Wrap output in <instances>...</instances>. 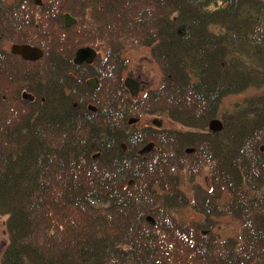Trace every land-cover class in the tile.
Wrapping results in <instances>:
<instances>
[{
	"label": "trees",
	"instance_id": "16d2710c",
	"mask_svg": "<svg viewBox=\"0 0 264 264\" xmlns=\"http://www.w3.org/2000/svg\"><path fill=\"white\" fill-rule=\"evenodd\" d=\"M137 47L163 75L131 99ZM147 113L183 129L131 122ZM0 215V264H264V0H0Z\"/></svg>",
	"mask_w": 264,
	"mask_h": 264
},
{
	"label": "rangeland",
	"instance_id": "374dc122",
	"mask_svg": "<svg viewBox=\"0 0 264 264\" xmlns=\"http://www.w3.org/2000/svg\"><path fill=\"white\" fill-rule=\"evenodd\" d=\"M10 46V45H9ZM4 47L9 48L8 44H4ZM123 59L126 60V67L121 74L122 80L126 76H130L138 81H140L141 85L137 95L131 96V99H138L144 97L145 93H147L150 89H156L160 87L162 83V71L157 62L152 58L150 51L147 47H137L134 49H126L121 54ZM258 93V92H257ZM256 95V90L253 87H248L247 90L239 93V94H229L224 96L221 99L220 106L222 109L229 108L234 102H242L245 97ZM245 96V97H244ZM246 99V98H245ZM154 118H158L161 120V126L163 128L169 129H183L179 124L171 122L167 118L159 117L155 114L147 113L139 118V121L136 123L139 127L142 126H150L151 120ZM210 127H220V122L217 120H212L209 123ZM207 179V171L205 170L199 178H196L195 183L206 185L205 181ZM180 190L185 194L186 197L190 198L191 196V185L188 183L181 185ZM181 216L187 220H202L203 216L194 212L190 208H182ZM7 219V215H0V258L2 251L5 245L8 242V235L5 228V221ZM212 220V219H211ZM212 230L217 232L221 239L224 238H233L237 234L236 225L231 222L229 219L224 217H219L213 219Z\"/></svg>",
	"mask_w": 264,
	"mask_h": 264
},
{
	"label": "water",
	"instance_id": "95a60500",
	"mask_svg": "<svg viewBox=\"0 0 264 264\" xmlns=\"http://www.w3.org/2000/svg\"><path fill=\"white\" fill-rule=\"evenodd\" d=\"M36 4L40 3V0H35ZM72 23H74V19L71 18L69 15H65L64 16V24L65 26H69ZM12 50L16 53L21 54L22 56L26 57V58H31L34 56H37L38 54H40V52L36 49L30 48L28 46H13ZM94 56V51L91 50L90 48H80L76 51L75 53V57H74V61L78 64L89 61L93 58ZM126 88H128V90L130 91L131 94H136L138 91V83L130 78L125 79L124 81ZM153 124H156L157 126L160 125V123L154 119ZM212 128H216V127H212ZM187 152L191 151V150H186Z\"/></svg>",
	"mask_w": 264,
	"mask_h": 264
},
{
	"label": "bare ground",
	"instance_id": "6f19581e",
	"mask_svg": "<svg viewBox=\"0 0 264 264\" xmlns=\"http://www.w3.org/2000/svg\"><path fill=\"white\" fill-rule=\"evenodd\" d=\"M208 181V179H206L205 183Z\"/></svg>",
	"mask_w": 264,
	"mask_h": 264
}]
</instances>
